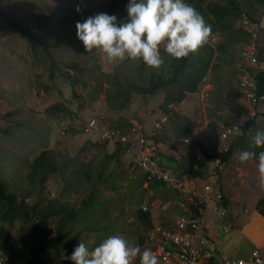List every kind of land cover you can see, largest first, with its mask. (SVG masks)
<instances>
[{
	"label": "rangeland",
	"instance_id": "1",
	"mask_svg": "<svg viewBox=\"0 0 264 264\" xmlns=\"http://www.w3.org/2000/svg\"><path fill=\"white\" fill-rule=\"evenodd\" d=\"M110 1L0 0V154L2 156L0 164L4 167V173L9 164L14 170L20 169L23 173L32 158L42 149L50 150L58 162L63 159L69 160L81 173L85 169L88 158L100 159L104 156L101 128L91 132L84 130L91 118H95L100 127H110L116 130L119 126H133V124L147 126L152 124L154 118L161 113L159 111L163 113L165 107V90L163 89L156 95L146 98L128 91L129 101L125 110L115 112L109 108L110 105L121 103L127 92V88L117 76L126 79L130 85L143 86L148 83L150 74H164L162 65L159 69L145 66V80L139 81L136 74L139 59L126 57L123 61L114 60L109 63L100 49L85 51L82 42L75 35V24L95 14L103 13ZM234 1L243 12L242 18L235 22L236 27L241 26L246 29V32L252 36L250 45H255L256 50L261 49L263 45L256 43V38L264 34V8L253 5L252 0ZM207 3L213 4L215 0H207L203 5L207 6ZM252 5L253 12L249 9ZM247 13H252L254 18L259 20L258 26L245 22ZM113 15L119 19V22H126L125 5L118 3V8ZM37 24L41 27L37 28ZM26 29H31L41 40L57 45L56 50L54 48L50 50L51 56L56 57L57 64H59V68L53 73L49 63L44 60V53L41 49L18 31ZM226 35V33L222 35L215 33L213 41L207 38L206 42L193 53L203 55L208 52L207 46L213 49L219 46L229 47L231 41L227 40ZM246 47L245 44L232 46L230 55L238 59L239 51ZM224 56L230 57L215 51L207 74L196 92L186 93L182 102L175 105L169 125L165 126L158 135L163 138V143L155 148L159 163L163 164V158L167 157L166 154L171 155L172 149L178 148V151L182 150L179 158L188 160L187 162L193 168H198V162L191 156V152L187 153L185 150L188 146L182 148V146L175 145L179 140L177 137L179 132L175 128L177 124L189 129L195 137L194 144L198 146L215 140L223 126L231 123L241 114V107L247 110L246 103L238 93L240 92L238 83L241 73L238 72L236 76H233L236 72L237 61L232 64L226 58L227 62L224 63ZM64 61L68 64L76 62L78 68L85 66L84 76L64 70ZM51 77L55 79L52 80ZM118 89L122 92L120 97L116 94ZM73 90L76 96L73 95ZM56 104L67 108V113H60L58 117L52 118V115L49 116L52 112H47V109ZM260 106L259 112L264 114V103ZM262 117V121L257 123L258 126L264 125V116ZM257 125L253 128V135L247 137L251 142ZM2 130H8L9 136H3ZM189 142L191 144V141ZM231 143V141L225 143V147L230 151L228 157L230 164L228 168L225 167L224 173L226 170L230 171V174L233 173L234 177L238 178L240 172L244 180L243 183L241 182L242 185L238 182L230 187V194L226 189L225 196H228L231 209L235 208L229 213L238 216L235 219L229 216L230 223L233 225L237 219L241 225L247 222L250 213L257 208L253 201L244 200H252L256 194H253L251 190H260V188L256 168L254 173L248 169V163L251 160L240 163L238 161L240 152L236 147L231 149ZM162 154L165 156L160 157ZM84 157H86L85 160ZM123 160L121 170L126 176L121 180L119 188L111 192L108 188L109 184L97 185V193L93 199L97 205L94 208L89 206L87 208L83 204L88 201L90 192L88 183L81 179H74L67 171L64 172V177L73 188L70 195L63 193L65 182L57 173L49 175L44 184V199L59 203L65 202L74 210L82 211L77 222L74 221V223L75 228L77 226L81 228L78 231L79 242L85 243L89 250L107 236L117 234L133 245L137 241L134 229L145 234L144 223L136 219V213L141 211L143 206L148 208L147 213L150 215L153 228L166 229L167 226L174 225L177 220L190 215L189 205L193 203L186 196L176 194L178 200L175 201L172 200L175 198V193L168 187H166L167 194L163 198L158 193L147 190L145 183L139 188L142 177L125 159ZM254 163L256 165V162ZM109 167L111 168V165ZM169 171L172 175H178ZM17 172L13 173V178ZM155 193L159 198H156ZM34 199L35 196H32L29 200L32 202ZM239 199L242 201L237 202L236 200ZM223 201V206L228 213L226 206L228 202L225 205V200ZM54 224V219H51L49 228L52 229ZM18 227L19 224H16L12 233L17 232ZM237 231L235 228L231 229V234L222 240L225 251L223 253L246 259L250 252L247 251V256L239 254V246L243 251L244 246L241 245L242 243L239 245L234 238ZM259 249L264 257V249L260 245ZM138 257L139 255L136 259ZM58 261L57 257H46L43 264H57Z\"/></svg>",
	"mask_w": 264,
	"mask_h": 264
},
{
	"label": "trees",
	"instance_id": "2",
	"mask_svg": "<svg viewBox=\"0 0 264 264\" xmlns=\"http://www.w3.org/2000/svg\"><path fill=\"white\" fill-rule=\"evenodd\" d=\"M206 1L207 0H187V2L204 18L205 22L210 25L211 31L208 38L215 33L221 35L226 33V38L231 41V45H229V47L219 46L216 49L207 46L208 52L203 55L194 54L192 52L188 56L180 59L169 57L163 52V47H161V55L164 59V63L162 64L164 74H150L148 76V83L143 86L130 85L126 79L117 76L124 84L125 88H127V92L123 96L121 103L109 106L111 110L119 112L126 109L129 101L128 91L146 98L156 95L163 89L165 90L164 108L168 105H178L182 102L186 93L196 92L197 87L207 74L215 51L230 56L229 58L224 56V63L227 62L226 58H228L232 64L238 60L230 55L232 50L231 47L240 44L250 45L252 37L244 28L241 26L236 27L237 24L235 25V22L242 18L243 12L239 9L238 4H236L234 0H215V3H207V6H204L203 4ZM252 1L253 5L264 8V0ZM118 3L124 4L126 8L128 0H111L105 7L103 13L113 15V12L118 8ZM253 5L249 7L250 10ZM251 11L253 12V10ZM245 16V21L248 23L255 26L259 25V20H256L252 13H247ZM117 22L119 23V19H117ZM39 27H41V25L37 24V28ZM18 31L27 36L30 41L41 49L44 53V60L49 63L52 73L59 68L57 58H53L50 54L51 48L57 49L56 44H50L47 40H41L31 29ZM261 39H263V41H261ZM256 43H263L264 45V34L256 38ZM258 51V60L264 64V46L261 47V49L259 48ZM63 66L64 70L69 71V73H77L76 75H81L82 77L86 71L85 66L78 68L76 62L68 64L67 61H64ZM145 66L146 65L140 60L136 72L139 81L145 80ZM237 73L236 71L233 74L236 76ZM61 74L64 75L63 72H61ZM54 79L55 77L52 78V80ZM256 92L258 95H264V69L256 76ZM116 94L120 97L122 94L121 90L118 89ZM73 95L76 96L75 90H73ZM48 111L52 112L49 116L52 115L53 118L58 117L60 113H65L67 108L56 104L47 109V112ZM262 116H264V114H262ZM263 127L264 125H257L256 131L258 129H263ZM131 128L132 126L130 125L119 126L116 130L121 134H126ZM175 128H177L179 132L177 133L178 138L188 139L191 141V144L194 145L195 137L187 127H181L177 124ZM76 132L78 131L76 130ZM1 134L3 136H9L8 130H2ZM162 139L163 138L160 136H157L150 140L154 145H157L163 143ZM231 144V149L236 147L240 152L242 150L259 152L264 149L260 148V150H258V148L252 146L251 140L246 138L245 135ZM103 146L104 156L100 159H95L94 156H92L94 158H88L85 169L81 173L75 169L74 165H72L69 160L63 159L61 162H58L50 150L43 149L32 158V161L27 165L23 173L20 169L14 170L10 164L6 167L4 173V167L0 164V259H4V264H43L46 257H57L59 259L57 264H74V262L67 257L71 255L74 248L79 243L78 231L81 228L78 226L75 228L76 224L74 221L77 222L82 211L74 210L65 202L59 203L57 201H47L44 199V184L49 175L57 173L65 182L63 193H68L70 195L73 188L64 177V172L67 171V173L72 174L74 179H81V181L88 183L90 187L88 201L83 204L86 205L87 208L88 206L94 208L97 205H95V200H93L97 193V185L105 186V184H109L108 188L111 192H114L119 188L121 180L126 176L121 170V161L123 159L125 146L118 144L115 148H112L104 141ZM110 148L113 151L108 154L106 150ZM229 155L230 151L228 149V152L222 155V158L228 159ZM1 159L2 156L0 154V160ZM85 159L86 157H84V160ZM184 160L185 161L181 160L180 162L174 157L167 156L163 158V164H160L165 169L178 174L179 177L184 175L199 176L200 171L193 169L189 162H187L188 160ZM109 165H111V168ZM14 172H17V175L13 178L12 175ZM143 184L144 180L141 178V184L138 187L140 188ZM147 190H152L161 197L167 194L166 186L156 181L149 183L147 185ZM32 196H35V199L30 202L29 199ZM138 200H140V198ZM198 208L199 207L193 204L189 205L188 212L191 217H196L198 215ZM147 212L138 211L136 213L137 221L140 220L145 225V234H141L138 232V229H134L136 230L134 235L137 237V245L139 246L145 244L146 234L153 229L150 215ZM51 219L55 221L52 229L49 228ZM16 224H19V230L12 233V229L15 228ZM101 229L103 230V228ZM92 231L95 232V230Z\"/></svg>",
	"mask_w": 264,
	"mask_h": 264
},
{
	"label": "built area",
	"instance_id": "3",
	"mask_svg": "<svg viewBox=\"0 0 264 264\" xmlns=\"http://www.w3.org/2000/svg\"><path fill=\"white\" fill-rule=\"evenodd\" d=\"M214 38V35L210 36L212 41ZM254 46L247 45L241 50L236 64V71L241 73L238 93L246 103L247 110L242 108L241 115L223 126L215 140L196 147L194 158L198 168L193 169H199V176L172 175L162 167L155 155L158 144L154 145L150 139L157 137L169 125L171 113L175 111L174 105H168L163 113L159 111L161 113H157L159 115L148 130L142 125H133L129 132L121 134L110 127H100L95 118H91L84 127L85 132L101 128L102 140L112 148L118 144L124 145L122 158L142 177L145 184L153 181L162 183L178 195L186 196L194 206H200L196 217L189 215L168 229L156 227L146 234L144 245L158 257V264H264L258 247H254L246 259L236 258L218 250L211 238L199 235L200 229H207L203 218L206 212L212 213L219 221L222 234H228L231 230L220 184L227 162L222 155L228 152L225 143L236 141L243 135L246 138L252 136L254 126L263 119L259 107L264 103V95L256 92V76L264 69V64L258 60L259 51ZM189 143L188 139H181L177 146L189 147ZM141 211L147 212V207L143 206ZM0 264H4L2 259Z\"/></svg>",
	"mask_w": 264,
	"mask_h": 264
},
{
	"label": "clouds",
	"instance_id": "4",
	"mask_svg": "<svg viewBox=\"0 0 264 264\" xmlns=\"http://www.w3.org/2000/svg\"><path fill=\"white\" fill-rule=\"evenodd\" d=\"M126 13V22L118 23L115 15L107 13H98L83 22H76L75 35L85 51L98 48L109 63L123 61L127 57L159 69L164 63L161 45L169 57L184 58L203 45L211 31L210 25L187 0H128ZM240 110L242 113V107ZM252 145L264 148V129L255 132ZM253 159L256 161L258 186L264 191V150H242L238 155L240 163ZM221 190L223 194L222 184ZM138 255L139 264H158V257L151 249L141 251L139 245H129L118 234L107 236L91 250L85 243L79 242L67 258L74 264H132Z\"/></svg>",
	"mask_w": 264,
	"mask_h": 264
},
{
	"label": "crops",
	"instance_id": "5",
	"mask_svg": "<svg viewBox=\"0 0 264 264\" xmlns=\"http://www.w3.org/2000/svg\"><path fill=\"white\" fill-rule=\"evenodd\" d=\"M237 46H240V45H237ZM233 76H234V74H233ZM132 122H134V121H132ZM150 124H148L145 127H148ZM178 143H179V141H177L175 143V145L177 146ZM196 147H197V145L191 144V146L187 147L185 150H187V153L191 152V156L193 157L194 153L196 151ZM182 148H184V147L182 146ZM178 150H179L178 148L172 149L171 155L168 153L166 155L169 157H174L176 160H178L180 162H181V160L185 161L184 158H182V159L179 158L182 150L181 151H178ZM112 151L113 150H111V148L106 150V152L108 154H110ZM161 153H164V152H161ZM161 156H165V154L160 155V157ZM122 162H124L123 159H122ZM254 162H256L254 159L249 162V163H251V167H249V163H248V169L252 173H254V170L256 168V165ZM229 164H230V162L228 161L227 166H229ZM237 171H240V170H237ZM220 180H221V184H222L224 200H225L226 204L228 202V205H226L227 209H228V222L231 226V229L235 228L236 230H238L237 234H234V238L238 241L239 245H240V243H242L241 245L244 246L242 248H244L245 253H243L244 251L241 250V248L239 246V254H242L243 256H247V254H248L247 251H249L251 253L253 248L254 247L259 248V245L264 249V191H262V190H251V192L253 194H256V195L254 197H252V200H244V201H246V202H248V201L252 202L253 201V203L257 206L256 210H254L252 213H250L249 218L247 219L246 223L243 222V223H241V225H239V223L236 219V221L233 222V225H232L229 221L230 220L229 216H232V218L234 217V219L238 218V216H234L233 213H229L230 211L232 212L233 210H235V208L231 209V204H230V201L228 200V196H225L226 192H227V191L225 192V190L227 189L229 191V194H230L231 191L229 190V188L233 187L238 182L243 183L244 179L242 178V176H240V172L238 174V178H235L233 173L230 174V171L226 170L225 173L222 174V177ZM242 183H241V185H242ZM156 195H157L156 198H159L158 194H156ZM174 195H175V198L172 200H178V197L176 196V194H174ZM232 196H230V197H232ZM236 201L240 202V201H242V199H239ZM198 207H200V206H198ZM203 218L205 220V225L207 226V229H204V228L200 229L199 235H202V236L204 235L206 237L211 238L213 240V242L215 243L216 247L218 248V250H220L221 252H225L223 250L224 246H223L222 240L227 238L231 234V232L228 235L222 234L220 232V228L218 226L219 221L216 219V217L212 213H210V212L204 213ZM169 227L170 226H167L166 229H168ZM128 244L132 245L130 243V241H128ZM133 245H137V241H135V243ZM139 247L141 248V251H143L145 248H147V247H145L144 244H143V246H139ZM250 253H249V255H250ZM249 255L247 257H249ZM261 255H262V253H261ZM132 264H139V257H138V259L134 258L132 261Z\"/></svg>",
	"mask_w": 264,
	"mask_h": 264
}]
</instances>
